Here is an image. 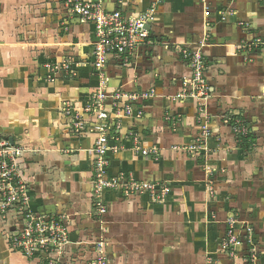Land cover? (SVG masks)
<instances>
[{
	"label": "crops",
	"instance_id": "0c3cea01",
	"mask_svg": "<svg viewBox=\"0 0 264 264\" xmlns=\"http://www.w3.org/2000/svg\"><path fill=\"white\" fill-rule=\"evenodd\" d=\"M33 1L0 0V136L25 149L20 162L30 175L33 202L63 218L73 249L92 256L86 240L100 239L112 264H246L244 258L257 250L264 264V48H249L264 38V0H103L107 11L127 17L155 11L153 44L141 48L128 67L112 59L105 87L91 66L93 27L66 6L67 32L57 34L53 25L46 37L47 11L40 4L31 8L34 39L24 41L31 26H21L19 18ZM61 2L66 0H51L49 25ZM181 49L203 55L209 98L184 93L194 72ZM65 58L85 66L69 77L56 71L47 85L44 63L57 66ZM99 90L123 96L116 107L110 98L104 105L119 122L111 143L118 150L107 154L108 175L163 183L169 192L158 201L149 193L106 191L108 211L97 219L90 200V150L97 136L64 128L70 112L89 116L85 108ZM125 95L140 97L133 102ZM234 117H242L254 137L248 153L231 125ZM232 216L253 231V243L234 254L222 249ZM0 261L39 264L2 241Z\"/></svg>",
	"mask_w": 264,
	"mask_h": 264
},
{
	"label": "built area",
	"instance_id": "2783aa9c",
	"mask_svg": "<svg viewBox=\"0 0 264 264\" xmlns=\"http://www.w3.org/2000/svg\"><path fill=\"white\" fill-rule=\"evenodd\" d=\"M66 8L72 15L78 17L83 23L91 24L95 36L92 50L91 66L95 69L96 75L101 82L102 87L108 82V77L105 75L106 69L109 66L112 59L118 61L121 67L130 66L133 61L138 57L140 49L143 47H149L153 44L151 41L153 33L151 32V22L154 17V10L151 9L136 17H127L121 10L107 11L103 7V0H66ZM250 50H258L264 48V38H258L249 46ZM181 56L187 60L193 68V79L186 81L185 92L190 96L203 100L210 97V87L206 80V62L200 51L192 52L188 49L179 50ZM57 65V69L62 68L68 74L74 75L76 68L83 67L85 64L67 62ZM121 93H115L112 96H107L101 90H99L94 101H91L85 108V114L92 115L98 123H94L93 132L97 134L95 140V148L97 154H94L95 160L97 159V178L94 182L93 189V208H95L98 215L104 217L107 214L108 206L104 201V193L109 190H120L126 196L149 193L156 200L162 201L168 194L169 189L165 187L160 191L154 185L149 182H143L135 180L129 174L122 173L117 177H111L108 175L109 161L107 154L109 152H117L118 147L112 146L111 143L116 141V129L119 128V122L113 121L112 117L105 110L104 105L108 98L112 99L113 105L116 107L117 102L122 98ZM128 101H138L139 95H125ZM149 95L145 94L142 98H148ZM70 108L66 109L69 114ZM124 112L128 115L132 114L131 106H127ZM73 120L72 127L75 132L81 134L89 130V122H83L85 119L83 114L72 115ZM234 132L239 135H248V127L235 126ZM94 148V147H93ZM94 148V149H95ZM140 150L139 147L136 148ZM195 148H192L193 152ZM143 155H148V150H143ZM20 149L11 141L7 139H0V189L2 192L0 200V209L4 211L9 210L11 207L23 208L28 202V193L24 191V181H22V173H20L17 167V158L19 157ZM3 186H2V185ZM26 190V189H25ZM30 227L22 233V241L18 237L14 238V248L18 252L24 253L26 257L28 254V241H36L33 249V253L39 254L41 258V251L44 250L46 244L52 239L60 237L59 229L57 232L53 231L51 227L40 228L38 222L34 219L28 220ZM237 222H231L228 235L224 240L222 249L228 251L231 254L236 252V249L242 245L237 234ZM65 226V225H64ZM63 229V235H67V227L59 226ZM67 232V233H66ZM252 229L248 228L246 234H250L249 243H253L251 238ZM55 236V238H54ZM57 236V237H56ZM64 237V239H67ZM43 239H46L45 243ZM18 243H20L18 245ZM23 254V255H24ZM33 256V255H32ZM34 257V256H33ZM246 264H260L258 260L257 251L252 250L249 252V256L245 257ZM96 264V263H95ZM98 264H104L103 260H100Z\"/></svg>",
	"mask_w": 264,
	"mask_h": 264
},
{
	"label": "rangeland",
	"instance_id": "374dc122",
	"mask_svg": "<svg viewBox=\"0 0 264 264\" xmlns=\"http://www.w3.org/2000/svg\"><path fill=\"white\" fill-rule=\"evenodd\" d=\"M38 4L42 5L43 7H40L43 10H46L47 12H45V25L43 28L44 31V36L46 37L48 32H52L53 31V25L55 26L54 31L58 34L61 32L66 33V28L68 27V23L65 22V18L64 15L66 13V10L64 9V4H62V2L56 6V12L55 14L52 16V19H55V23L50 24V20H51V0H44V3H40L39 0L37 1H33V4L29 5L30 9L26 10V12H22V16H20L19 20L21 22V26H26L30 28H28L26 33H23V36L25 37L24 41L25 42H32V40L34 39V33H35V25L37 23H34L33 25H31L30 23H32L31 21H35L33 17L29 16V14L32 13L31 8L35 9L36 6H38ZM39 21V19H38ZM81 21V20H80ZM82 22V21H81ZM41 23V20H40ZM43 23V22H42ZM22 33V32H21ZM47 41H44L43 43H46ZM45 55H48L45 53ZM68 59H64L60 62V65L65 63H67ZM44 69H45V74H44V80L46 82V84L48 85L50 82H53L52 80H54V78L51 76V74L55 73L56 71H60L62 72L66 77H69L71 74H68L66 71H64L62 68L57 70L56 64L51 63H44ZM95 71V69H94ZM96 72V71H95ZM97 95V94H96ZM96 95H93L91 97V101H94ZM211 95V93H210ZM66 116H69L67 114V112L65 111ZM89 122V133H94L92 130H94V126H92L94 123H98L97 120L92 116H87L86 119H83V122ZM68 125V128L65 127L64 130L67 131L70 127L71 130H73L72 127V123L73 120L69 119V121L66 122ZM88 130V129H87ZM86 130V131H87ZM75 134L73 135H78L77 132H75V130H73ZM71 133V131H70ZM98 134V133H97ZM96 134V136H97ZM7 136V135H6ZM9 136V135H8ZM64 144V143H63ZM62 144V145H63ZM95 144V143H94ZM17 146V145H16ZM20 149V153H19V157L17 158V167L20 171V173H22V181H24V191L28 193V202L27 205H24L23 208H27L28 210L23 209V211H21V208L18 207H11L9 210H6L3 212V210L0 209V242H5L6 244H8L9 239H14L15 237H18V239L20 240V243L23 242L22 241V233L25 232L26 229H28L30 227V222L28 220L30 219H34L35 222H38L40 225V228H44V227H51L53 228L54 232H57V229H59V233H60V237H58V242H56V239H52L49 244H46L48 246H45L44 250L41 251V258H35L32 259L33 256H35L33 253V249L35 244L38 243L35 240H29L28 243V254H29V259L34 260L36 262H38L39 264H98L100 262V260L104 261V264H112V261L114 260V257H110L107 254V251H103L104 248V243L103 242H99V240H92V238L86 240V243L88 246H90L88 244V242H90L91 246L95 251L94 254L92 256H84L81 255L80 251H77L75 249H73V246H71V242L69 240V238L65 235H63V229L59 226L65 227V223L62 217H60L59 215H57L56 213H50L49 211H47L43 206H41L40 204L36 205L34 204V200H37L35 196H32L31 194V181H30V175L28 177H26V169L21 167V158H26L24 156H22V153L25 151H23V149H21L22 147L17 146ZM95 148V146H94ZM92 148L90 150V157L92 158L91 160V178H92V189L90 191V200L92 203V211H93V215L94 217H96L97 219L99 217H102L100 215H98V213L96 212L95 208H93V189H94V182L96 181L97 178V159L95 160L94 158V154H97V150L96 148L94 149ZM41 150V149H39ZM64 152V153H69V151H71L70 148H66L63 150L60 149V152ZM26 152V151H25ZM29 152V151H27ZM35 153L34 155L36 156V152L35 150L32 151V153ZM42 154L41 151H38L37 154ZM43 153H46V151H43ZM72 154V152H71ZM46 155V154H44ZM36 164L39 163V160L35 161ZM211 167V166H209ZM29 170V169H28ZM31 178L34 179L35 178V173H31ZM2 185V184H1ZM151 185H154L155 187H157V189H160V191H162L163 188H165V184L163 183H153L151 182ZM3 186V185H2ZM212 188V187H211ZM26 189V190H25ZM210 193V192H209ZM213 193H215L214 188H212L211 191V195H213ZM1 189H0V200H1ZM239 219L236 216H232L229 217V219H227L226 221V236L227 237V233L231 227L230 223L231 222H237V234L239 236V240L240 243L243 245V243H247V241H249L250 239V234H245L244 232H246V230L248 228L252 229V227H249V225L245 222H240L238 221ZM68 230V229H67ZM66 230V231H67ZM67 233V232H66ZM104 233V231H103ZM253 234V232H252ZM68 235V233H67ZM57 237V236H56ZM64 237H67V239H64ZM55 238V236H54ZM225 238L222 240V246L224 243ZM91 240V241H90ZM43 241L46 243L47 240L43 239ZM18 243V245L20 244ZM4 246V245H2ZM224 251V250H223ZM257 251V250H256ZM259 253V252H258ZM33 255V256H32ZM235 257V256H233ZM245 259V258H244ZM1 262V261H0Z\"/></svg>",
	"mask_w": 264,
	"mask_h": 264
},
{
	"label": "trees",
	"instance_id": "16d2710c",
	"mask_svg": "<svg viewBox=\"0 0 264 264\" xmlns=\"http://www.w3.org/2000/svg\"><path fill=\"white\" fill-rule=\"evenodd\" d=\"M231 125H232L233 129L237 125H239L240 127L243 126V128L248 126L246 124V122L244 121V119H242V117H234V118H232L231 119ZM248 129H249V127H248ZM238 136H239V145L242 148L243 152H245V153L250 152L251 147H252L253 142H254V137L252 135L251 130L249 129V133H248L247 136H245L243 134H239ZM0 139H7L9 141H12L11 136H0ZM8 245H9V247L12 250L17 251L14 248V239L13 238L9 239ZM24 256H26V255L24 254ZM35 258H39V254H36L34 257H32V259H35Z\"/></svg>",
	"mask_w": 264,
	"mask_h": 264
},
{
	"label": "water",
	"instance_id": "95a60500",
	"mask_svg": "<svg viewBox=\"0 0 264 264\" xmlns=\"http://www.w3.org/2000/svg\"><path fill=\"white\" fill-rule=\"evenodd\" d=\"M14 143V142H13Z\"/></svg>",
	"mask_w": 264,
	"mask_h": 264
}]
</instances>
